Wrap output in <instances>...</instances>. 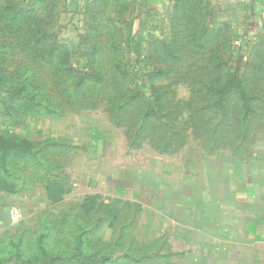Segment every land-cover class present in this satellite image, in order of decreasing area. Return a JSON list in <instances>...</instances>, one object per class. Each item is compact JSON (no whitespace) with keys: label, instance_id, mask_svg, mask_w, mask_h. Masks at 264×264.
<instances>
[{"label":"rangeland","instance_id":"rangeland-1","mask_svg":"<svg viewBox=\"0 0 264 264\" xmlns=\"http://www.w3.org/2000/svg\"><path fill=\"white\" fill-rule=\"evenodd\" d=\"M150 2L0 0V264H264V0Z\"/></svg>","mask_w":264,"mask_h":264},{"label":"crops","instance_id":"crops-1","mask_svg":"<svg viewBox=\"0 0 264 264\" xmlns=\"http://www.w3.org/2000/svg\"><path fill=\"white\" fill-rule=\"evenodd\" d=\"M149 2H150V0H144V3H145L144 5H148L147 3H149Z\"/></svg>","mask_w":264,"mask_h":264}]
</instances>
